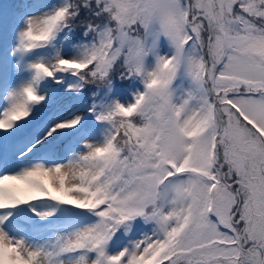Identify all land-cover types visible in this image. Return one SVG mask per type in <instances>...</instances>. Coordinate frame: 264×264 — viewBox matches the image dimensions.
Masks as SVG:
<instances>
[{
  "label": "snow or ice",
  "instance_id": "1",
  "mask_svg": "<svg viewBox=\"0 0 264 264\" xmlns=\"http://www.w3.org/2000/svg\"><path fill=\"white\" fill-rule=\"evenodd\" d=\"M0 264H264V0H0Z\"/></svg>",
  "mask_w": 264,
  "mask_h": 264
},
{
  "label": "trees",
  "instance_id": "2",
  "mask_svg": "<svg viewBox=\"0 0 264 264\" xmlns=\"http://www.w3.org/2000/svg\"><path fill=\"white\" fill-rule=\"evenodd\" d=\"M77 38H78V33H77Z\"/></svg>",
  "mask_w": 264,
  "mask_h": 264
}]
</instances>
